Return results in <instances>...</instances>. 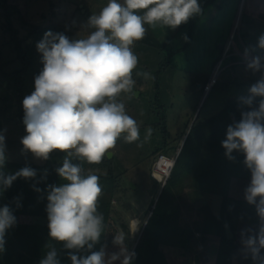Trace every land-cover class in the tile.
<instances>
[{
	"label": "rangeland",
	"instance_id": "rangeland-1",
	"mask_svg": "<svg viewBox=\"0 0 264 264\" xmlns=\"http://www.w3.org/2000/svg\"><path fill=\"white\" fill-rule=\"evenodd\" d=\"M242 1L216 0L194 25L190 18L175 30L161 25L155 28L145 25L144 39L131 46L138 57L137 67L132 73L136 82L133 92H122L118 97L127 114L136 120L140 139L127 143L124 139L126 133L122 134L110 150L111 155L99 164L71 158L73 163L81 166L82 173L113 175L116 179L111 198L110 228L105 237L108 253L119 251L113 239L121 232L126 235L125 244L131 252L141 240L168 181L163 184L154 174L158 156L167 154L176 162L194 122L219 114L229 97L246 96L250 85L259 79V74L253 75L247 70L244 52L249 49L251 58L264 51L257 47L258 37L264 34V20L261 13L250 14V11L243 15V6L245 3L248 6L250 0H244V4ZM107 3L108 0H9L8 4L13 7L12 26L22 41L23 51L27 53L26 64L17 58L6 13L0 8V132L5 135L6 161L62 166L66 153L57 151L55 157L42 161L30 152H23L20 142L26 135L19 115L22 101L34 90V78L43 68L42 56L36 45L47 31L63 32L70 39L86 36L91 30L82 26ZM254 3L258 7L261 5V1L254 0ZM26 65L29 67L22 81L18 74ZM139 73H148L149 77ZM214 77L215 84L205 91ZM163 108L166 110L167 147L175 146L176 151L161 149L163 134L159 111ZM149 127L152 134L145 142ZM249 182L237 177L230 181L228 196L245 204L232 231V264H254L241 237L242 231L250 229L255 233L259 227L255 206L249 205L244 198V189ZM191 187V181L186 180L184 189L175 192V203L181 212V225L193 232L192 252L186 254L182 247L166 244L160 245L159 249L168 264H215L221 239L213 232L223 196L216 191L200 193ZM16 217L17 224L9 231L33 229L45 232L48 226L45 217ZM136 221L137 231L134 232L133 223ZM261 255L264 256V250H261Z\"/></svg>",
	"mask_w": 264,
	"mask_h": 264
},
{
	"label": "clouds",
	"instance_id": "clouds-1",
	"mask_svg": "<svg viewBox=\"0 0 264 264\" xmlns=\"http://www.w3.org/2000/svg\"><path fill=\"white\" fill-rule=\"evenodd\" d=\"M201 12L198 0H108L82 26L91 30L86 36L70 39L63 32L47 31L37 43L43 68L34 78V90L22 101L26 135L20 142L23 152L42 161L54 151L66 153L62 166L55 170L66 182L47 186L46 213L49 238L74 250L69 252L71 264H132L136 254L128 250L122 232L113 239L119 251L108 253L103 246L91 251L104 233V217L97 211L102 187L97 175H83L71 158L99 164L122 134L126 133L127 143L140 139L136 120L118 100L122 92L132 93L136 83L132 73L138 57L131 46L144 39L145 25L175 30ZM257 47L264 50V34L258 37ZM244 55L247 70L259 74V79L246 96L238 97L241 118L227 127L221 145L229 161L236 160L234 153L243 155L250 172L244 198L255 206L259 227L255 233L242 231V244L254 264H264V51L249 58L246 48ZM139 75L149 77L148 73ZM151 134L149 127L145 142ZM5 162V135L0 132V190L9 189L18 178L37 176L29 166L6 174L2 170ZM13 202L21 206L18 197ZM16 224L13 208L0 206V253L5 251L8 231ZM84 251L91 254H74ZM39 264H60L56 248L50 247Z\"/></svg>",
	"mask_w": 264,
	"mask_h": 264
},
{
	"label": "trees",
	"instance_id": "trees-1",
	"mask_svg": "<svg viewBox=\"0 0 264 264\" xmlns=\"http://www.w3.org/2000/svg\"><path fill=\"white\" fill-rule=\"evenodd\" d=\"M8 1L0 0V8L6 13L5 18L11 33V41L14 43L18 52L17 58L22 59L26 64L27 53L23 51L22 41L18 38L17 31L12 26L11 16L13 14V7L8 4ZM255 1H261V5L258 7L255 3L252 4L254 0H250L248 6L246 3L243 6V15L250 11V14L252 12L253 14L261 13L260 17L264 20V0ZM198 2L202 12L192 17V25L201 18L209 7L216 3V0H198ZM14 10L17 11L16 8ZM28 67L29 65H26L19 71L18 76H20L21 80ZM159 112V123L162 126L163 134V145L161 149L165 151L170 150V152L176 151L175 146L167 147L168 134L164 126L166 110L163 108ZM19 115L21 124L24 126L23 108L20 109ZM240 118L238 96H234L229 97L219 114L203 121H198L197 119L194 122L178 159L175 162L171 176L165 184L158 202L155 204L143 236L133 251L136 255L132 264H168L166 256L159 249L162 244L182 247L186 254L192 252L191 241L193 232L191 228L181 225V212L179 206L175 203V192L182 191L188 179L191 181V188L193 190L200 193L216 191L223 196L220 216L215 220V229L213 232L221 239L215 264H232L234 240L227 238L226 221L229 222L231 230L234 231V223L239 219V215L245 204L228 196L230 181L234 177L250 181V172L243 164V155L234 153L236 155L235 161H229L225 157V150L221 142L226 138L227 127L233 121H238ZM56 153L57 151H54L50 154V157H55ZM165 155L169 157L167 154ZM25 166H29L37 171L36 178L33 180L18 178L9 189L3 192L0 190V206L5 204L10 205L14 210L15 216L18 217L47 218V186L49 184L60 185L66 181H63L56 173L55 170L58 167L51 166L49 163L34 165L6 161L2 170L6 174H10ZM82 174L88 175L85 173ZM97 176L102 187V194L98 201L97 211L104 217V233L100 241L91 251H99L102 246L106 247L108 244L105 237L109 230L108 228H110L111 198L114 194V185L116 182L113 175ZM35 188H39L42 191L37 192ZM14 197H18L20 200L21 206L19 208L13 202ZM48 232V226L45 232L33 229L8 231L5 251L0 253L1 264H39V261L50 250V247L56 248L60 264H71L69 252H74V250L65 249L61 242L50 239ZM74 254L89 255L91 253L84 251Z\"/></svg>",
	"mask_w": 264,
	"mask_h": 264
},
{
	"label": "built area",
	"instance_id": "built-area-1",
	"mask_svg": "<svg viewBox=\"0 0 264 264\" xmlns=\"http://www.w3.org/2000/svg\"><path fill=\"white\" fill-rule=\"evenodd\" d=\"M216 82V78L214 77L205 87V91H208L210 89V87L215 84ZM173 160L174 164H175V160L173 158H170V157H167L165 154H160L158 156V159L155 163V166H154V174L156 176H158V181L159 182H162L163 184L166 183V181L168 180L172 170H173V167H174V164L170 167H167L165 166L163 163L165 161H171ZM165 169V170H164ZM167 169V170H166Z\"/></svg>",
	"mask_w": 264,
	"mask_h": 264
},
{
	"label": "water",
	"instance_id": "water-1",
	"mask_svg": "<svg viewBox=\"0 0 264 264\" xmlns=\"http://www.w3.org/2000/svg\"><path fill=\"white\" fill-rule=\"evenodd\" d=\"M243 2H244V0L242 1V3H243ZM137 95H139V93H138ZM22 107H23V105H22ZM110 155H111V154H110ZM226 235H227V238H228L229 240H232V238H233V233H232V230H231V227H230L228 221H226ZM0 264H1V261H0Z\"/></svg>",
	"mask_w": 264,
	"mask_h": 264
},
{
	"label": "bare ground",
	"instance_id": "bare-ground-1",
	"mask_svg": "<svg viewBox=\"0 0 264 264\" xmlns=\"http://www.w3.org/2000/svg\"><path fill=\"white\" fill-rule=\"evenodd\" d=\"M242 4H244V2L242 3ZM165 166H167V167H170V166H172L173 164H174V162H173V160H171V161H165L164 163H163ZM165 170V169H164ZM167 170V169H166ZM137 221H136V223L134 222L133 223V230H134V232H136L137 231Z\"/></svg>",
	"mask_w": 264,
	"mask_h": 264
}]
</instances>
